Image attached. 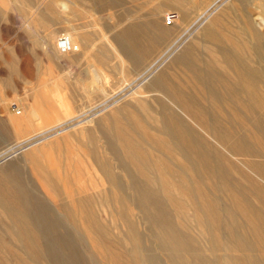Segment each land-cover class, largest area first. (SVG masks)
I'll use <instances>...</instances> for the list:
<instances>
[{
    "label": "rangeland",
    "instance_id": "rangeland-1",
    "mask_svg": "<svg viewBox=\"0 0 264 264\" xmlns=\"http://www.w3.org/2000/svg\"><path fill=\"white\" fill-rule=\"evenodd\" d=\"M211 2L0 0V176H13L35 237L26 245L0 206V264H264V106L241 101L220 58L204 67L201 29L235 0ZM245 10L264 32L256 0ZM67 33L74 51L61 54ZM190 42L195 76L172 63ZM240 56L264 91V61ZM164 70L190 108L154 81ZM118 107L110 118L135 114L142 164L97 130L88 150L82 129ZM48 137L74 172L57 194L24 160Z\"/></svg>",
    "mask_w": 264,
    "mask_h": 264
},
{
    "label": "bare ground",
    "instance_id": "bare-ground-1",
    "mask_svg": "<svg viewBox=\"0 0 264 264\" xmlns=\"http://www.w3.org/2000/svg\"><path fill=\"white\" fill-rule=\"evenodd\" d=\"M218 1L219 0H212L210 5H215ZM248 1L249 0H235L233 6H230L219 14L211 17V19H209V25L204 26L201 29L200 41L205 47L204 52L207 51L209 54L204 67L209 70L213 69L214 65H216L218 61L217 58H220L222 63L232 72L233 82L240 86L239 92L241 90V93L246 96V99H241V101H245V103L250 102L252 105L262 107L264 106V91H262L259 86L260 79L258 72L252 70L242 60L241 56L239 57L240 53L251 52L252 55L254 54L257 58L264 61V32L260 31L256 27V17L253 13L245 10V5ZM256 2L264 18V0H256ZM180 11L182 15H186L183 10ZM182 22L183 20L181 19L178 21L180 24ZM65 35L71 43V49L60 53L70 54L71 51H74L75 47L74 37L70 33ZM51 41L52 38L50 37V44ZM224 45L227 46L229 51L221 53L220 57H218L212 49L216 48L219 50L222 49V46ZM190 46L191 42L184 47L181 55L176 56L172 60V63L182 64V67L189 70L192 75L194 74L192 70L195 69L193 63L195 60H199V57H197L194 52L190 51ZM149 69L150 67L148 70ZM260 71L264 75V66L260 69ZM154 81H158V84L161 86V90L171 91L179 96L177 99V101L181 102L179 107H191V105L187 103V101H189L188 98L184 97L185 95L182 89L179 88L184 81L180 80V78L178 79L176 75L168 76L167 72L164 70L156 76ZM119 108L120 107L111 109L109 112L105 113L99 121L94 123L93 127L82 129V135L86 138L89 146L88 150L90 153L96 154V148L99 146L96 135L97 130L108 139H116L120 145L125 148L127 153L126 156L128 158L133 157L135 162L138 161L142 164L144 154L141 147L135 140L129 137V131L138 124V122H136V118L134 117L135 114L121 113V116L118 119H112L109 117L112 112L119 113ZM44 138L45 137H43V139ZM50 138L51 137L46 138L45 140L47 141L44 140L43 143H41V147L37 149L36 155L33 158L24 157V160L27 165H29L36 178L42 176L45 180L52 182L54 186V193L57 194L59 191L66 190L68 181L72 178V176L74 177V172L71 171V166L69 165L67 159L64 158L62 161V154H60L62 143L60 138ZM64 160L65 163L63 164ZM38 180L40 181L41 179ZM14 182L13 176H0V206L5 207L10 213L14 223L21 227L22 232L26 235L24 243L26 245L34 246V234L29 233V227L31 224L29 223L30 218L28 219L27 213L23 216L25 210L19 206L18 198L20 194L17 185L14 184ZM40 187L41 190H38V188L37 191H40L41 194H43L44 199L54 204L52 196L44 190L43 184H41ZM65 193L67 196L69 195L67 192Z\"/></svg>",
    "mask_w": 264,
    "mask_h": 264
},
{
    "label": "built area",
    "instance_id": "built-area-1",
    "mask_svg": "<svg viewBox=\"0 0 264 264\" xmlns=\"http://www.w3.org/2000/svg\"><path fill=\"white\" fill-rule=\"evenodd\" d=\"M173 12H167L163 15V20L169 23L173 20ZM55 48L58 52H66L71 49V43L67 36L59 34L55 39Z\"/></svg>",
    "mask_w": 264,
    "mask_h": 264
}]
</instances>
